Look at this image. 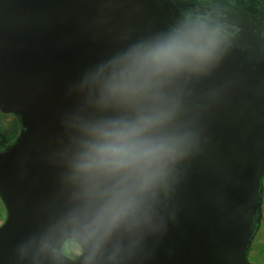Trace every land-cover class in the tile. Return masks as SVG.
<instances>
[{
    "label": "water",
    "instance_id": "1",
    "mask_svg": "<svg viewBox=\"0 0 264 264\" xmlns=\"http://www.w3.org/2000/svg\"><path fill=\"white\" fill-rule=\"evenodd\" d=\"M142 0L112 8L92 0H0V103L23 131L0 150V264H15L26 246L44 237L66 203L71 171L59 153L73 137L66 114L76 110L74 86L105 71L142 44L167 39L194 24L212 23L223 45L198 86L218 102L187 130L191 152L164 165L170 212L155 225L167 228L155 264H254L248 259L263 210L264 49L244 32L226 30L184 2ZM104 24H97L99 19ZM127 33L128 43L122 39ZM140 69H120L134 75ZM119 74V73H117ZM97 99H99L97 97ZM107 123H116L112 114ZM63 141V143H61ZM84 142H86L84 140ZM164 194H161L163 198ZM59 229L53 264H88L63 248L80 240Z\"/></svg>",
    "mask_w": 264,
    "mask_h": 264
},
{
    "label": "snow or ice",
    "instance_id": "2",
    "mask_svg": "<svg viewBox=\"0 0 264 264\" xmlns=\"http://www.w3.org/2000/svg\"><path fill=\"white\" fill-rule=\"evenodd\" d=\"M92 2L112 8L142 0ZM104 23L102 18L97 21V24ZM186 32L187 29L182 31ZM121 38L128 40L127 33H123ZM179 40L180 37L172 35L132 48L112 65L111 79H107L105 71L101 70L74 86L78 90L79 103L75 111L66 114V124L71 131L86 135L73 137L69 146L59 153L61 165L71 171V184L65 186L66 203L50 231L43 238L27 245L25 251L28 254L18 257L15 264H53L57 257L51 255V249L60 246V242L53 238L54 234L66 226L72 229L69 235L85 244L89 253L88 262L155 264V257L167 235L166 227L157 230L155 225L170 212L167 196L170 177L166 168L162 169L160 182L150 196L140 202L131 217H126L125 210H115L111 203L106 204L104 210L99 209L97 200L103 196V184L99 181L84 182L75 166L85 138L99 136L108 130L139 129L159 121L168 124L159 135L171 146V159L179 153L194 150V146L186 142V132L203 119L207 109L218 102L197 83L203 82L201 77L208 72L214 60L154 70L157 54ZM128 43L135 41L128 40ZM127 67L139 68L141 71L134 75L120 71ZM258 94L264 99V82L260 83ZM0 109H3L2 103ZM112 114H115L117 122L107 123L106 120ZM260 163L264 165V147L261 149ZM161 194H164L163 198ZM225 264H229V261L226 260Z\"/></svg>",
    "mask_w": 264,
    "mask_h": 264
},
{
    "label": "clouds",
    "instance_id": "3",
    "mask_svg": "<svg viewBox=\"0 0 264 264\" xmlns=\"http://www.w3.org/2000/svg\"><path fill=\"white\" fill-rule=\"evenodd\" d=\"M176 35L180 40L157 54L154 70L211 62L223 45L211 22L194 24L188 32ZM167 127V122L159 121L139 129L120 128L85 138L75 167L84 182L103 184V196L97 200L99 209L104 210L111 203L115 210L123 209L126 217H131L140 202L150 196L160 182L165 163L173 155L171 146L159 135ZM76 134L86 135L79 131ZM85 249L81 243V256Z\"/></svg>",
    "mask_w": 264,
    "mask_h": 264
},
{
    "label": "flooded vegetation",
    "instance_id": "4",
    "mask_svg": "<svg viewBox=\"0 0 264 264\" xmlns=\"http://www.w3.org/2000/svg\"><path fill=\"white\" fill-rule=\"evenodd\" d=\"M183 4L192 5L197 10L206 12L213 21L223 24L225 29L232 31L234 35L240 31L244 32L246 37L252 38L259 47L264 49V0H192ZM0 116L11 117L14 120L13 125L16 126L17 123L18 130V135L12 140L0 133V150L4 151L16 142L22 134L23 126L20 118L15 114H6L0 110ZM258 217L260 223L257 225V232L262 223V217L260 215ZM73 245L77 244L66 243L63 252L68 256L80 254V248L77 246L79 249L77 252L73 249Z\"/></svg>",
    "mask_w": 264,
    "mask_h": 264
},
{
    "label": "rangeland",
    "instance_id": "5",
    "mask_svg": "<svg viewBox=\"0 0 264 264\" xmlns=\"http://www.w3.org/2000/svg\"><path fill=\"white\" fill-rule=\"evenodd\" d=\"M14 120L0 116V133L4 134L8 139H13L18 135L17 123L13 125ZM264 183V179H263ZM6 218V209L3 202L0 199V225L3 224ZM73 249L78 252L77 245H73ZM248 259L254 264H264V201L262 210V223L258 230L255 240L252 244L251 250L248 255Z\"/></svg>",
    "mask_w": 264,
    "mask_h": 264
}]
</instances>
